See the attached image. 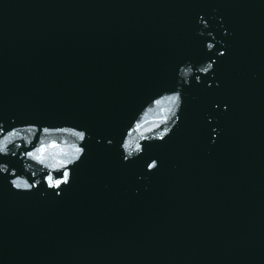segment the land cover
<instances>
[{"label": "water", "instance_id": "95a60500", "mask_svg": "<svg viewBox=\"0 0 264 264\" xmlns=\"http://www.w3.org/2000/svg\"><path fill=\"white\" fill-rule=\"evenodd\" d=\"M0 264H264V0H0Z\"/></svg>", "mask_w": 264, "mask_h": 264}]
</instances>
